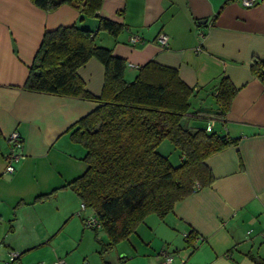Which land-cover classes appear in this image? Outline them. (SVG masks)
<instances>
[{
  "label": "crops",
  "instance_id": "obj_1",
  "mask_svg": "<svg viewBox=\"0 0 264 264\" xmlns=\"http://www.w3.org/2000/svg\"><path fill=\"white\" fill-rule=\"evenodd\" d=\"M99 13L123 24L116 40L100 33L96 42L125 59L127 81L148 61L175 69L197 90L190 123H210L212 131L237 140L206 159L214 177L209 186L141 232L146 217L100 264H161L163 253L173 256L172 264H264V82L250 70L254 58L264 60V0L251 7L240 0H102ZM78 17L68 4L48 12L31 0H0V264L11 251L19 254L16 264H90V249L96 254L107 242L101 227L84 224L94 212L81 210L66 187L87 168L84 149L67 129L97 104L23 88L44 32ZM82 24L96 28L92 19ZM159 34L167 36L165 46ZM77 74L90 94L100 95L104 67L97 59ZM222 77L235 94L219 117L215 90ZM13 131L24 157L10 173L4 155Z\"/></svg>",
  "mask_w": 264,
  "mask_h": 264
},
{
  "label": "trees",
  "instance_id": "obj_2",
  "mask_svg": "<svg viewBox=\"0 0 264 264\" xmlns=\"http://www.w3.org/2000/svg\"><path fill=\"white\" fill-rule=\"evenodd\" d=\"M31 1L48 12L68 4L79 13L74 24L44 32L23 88L97 104L67 129L70 140L84 149L80 159L87 168L66 187L94 212L107 237L105 251L127 240L149 215L164 219L175 203L209 186L214 177L206 159L237 140L190 123L197 117L190 106L197 90L175 69L148 61L132 81L125 79V59L96 42L100 33L116 40L124 28L100 15L102 0ZM85 19L96 21L95 30L82 24ZM91 58L104 67L98 96L86 90L77 74ZM250 70L264 82V60L254 58ZM234 94L222 77L215 90V115L224 116ZM164 140L178 151V164L159 152Z\"/></svg>",
  "mask_w": 264,
  "mask_h": 264
},
{
  "label": "built area",
  "instance_id": "obj_3",
  "mask_svg": "<svg viewBox=\"0 0 264 264\" xmlns=\"http://www.w3.org/2000/svg\"><path fill=\"white\" fill-rule=\"evenodd\" d=\"M240 2L244 7H251L256 3V0H240ZM157 40L160 46H165L167 43V36L165 34H159ZM130 41L135 42L137 41V38L136 37L131 38ZM211 129H212L211 124L208 123V125L206 126V131H211ZM7 140L9 146L7 152L4 155V159L6 161L5 171L11 173L14 171V163L17 162L19 159L23 158L24 156L22 152H20V148L22 145L18 132L13 131L8 136ZM83 209H85V207L83 204H81V210ZM84 224L87 227H91V228H97L100 226L95 217H90L85 219ZM9 255L11 258L8 261H6L4 264H16V260L18 259L19 254L14 251H11ZM172 262H173V256L171 254L163 253V261L161 262V264H172ZM56 264H64V263L62 261H59Z\"/></svg>",
  "mask_w": 264,
  "mask_h": 264
},
{
  "label": "rangeland",
  "instance_id": "obj_4",
  "mask_svg": "<svg viewBox=\"0 0 264 264\" xmlns=\"http://www.w3.org/2000/svg\"><path fill=\"white\" fill-rule=\"evenodd\" d=\"M208 102H209L210 105L212 104L210 102V100ZM196 109L197 108L195 107V104H194L192 106V109L191 110H196ZM158 150H159V152L161 154H164V155H166L168 157V159L171 162V164L176 165V164L179 163V161H180V158H179L180 155H179L178 151L172 146V144L168 140H164L158 146ZM160 221H162V219H160L156 215L149 216L146 219L145 223H144L145 227H141V230H142L141 232L147 231L146 230V227L154 228L156 226V224H158V222H160ZM138 232H140V231H138ZM140 234L141 233H139L138 235H140ZM106 240H107V237H106ZM136 240H137V238L136 237H133V241L136 242ZM113 247H115V246H113ZM113 247H111V248L105 247V251L107 250L108 252H110V249H113ZM105 251H101V247H98V250H97V252L95 254V253L92 252V248H91L90 251L88 252V260H89L90 264H95V263L100 264L103 261V258H101V256H103V253ZM107 258L108 259H112V256L111 255H108ZM104 259H105V257H104ZM84 263H85V261L82 262V264H84Z\"/></svg>",
  "mask_w": 264,
  "mask_h": 264
},
{
  "label": "water",
  "instance_id": "obj_5",
  "mask_svg": "<svg viewBox=\"0 0 264 264\" xmlns=\"http://www.w3.org/2000/svg\"><path fill=\"white\" fill-rule=\"evenodd\" d=\"M204 22V21H203Z\"/></svg>",
  "mask_w": 264,
  "mask_h": 264
}]
</instances>
